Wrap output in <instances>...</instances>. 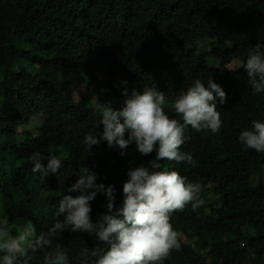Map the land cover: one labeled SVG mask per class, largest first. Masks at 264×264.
Instances as JSON below:
<instances>
[{
  "label": "trees",
  "instance_id": "16d2710c",
  "mask_svg": "<svg viewBox=\"0 0 264 264\" xmlns=\"http://www.w3.org/2000/svg\"><path fill=\"white\" fill-rule=\"evenodd\" d=\"M248 25L249 42L242 37ZM258 42H264V0H0V213L9 218L7 230L15 235L31 222L34 234L46 232L54 205L83 165L99 173L98 183L116 187L119 207L127 170L148 166L155 152L142 156L133 143L120 155L101 141L90 153L84 137L103 131L96 127L98 101L123 106L121 80L129 95L133 88L163 91L165 113L180 119L171 107L175 96L196 78L205 86L213 78L227 94L217 104L220 133L189 126L191 140L181 151L194 163L159 161L162 170L199 182L204 201L196 211L188 204L171 214L180 247L164 264H264V153L238 139L252 120L264 121V94L249 89L242 68ZM212 49L227 50L221 53L240 64L229 66ZM40 117L46 124L38 137L32 122ZM36 151L45 165L49 152L62 159L57 176L36 177L28 159ZM105 204L103 194L91 202L93 222ZM102 247L94 234L66 230L50 249L17 264H44L57 248L69 264H80L86 250Z\"/></svg>",
  "mask_w": 264,
  "mask_h": 264
},
{
  "label": "clouds",
  "instance_id": "9594fccd",
  "mask_svg": "<svg viewBox=\"0 0 264 264\" xmlns=\"http://www.w3.org/2000/svg\"><path fill=\"white\" fill-rule=\"evenodd\" d=\"M242 68L247 73L249 89L255 94H264V42L256 43L248 52ZM119 83L125 86L123 106L114 109L110 102L98 101L94 107L100 116L96 127L103 125V131L88 132L84 144L91 153L94 145L105 141L109 148L124 155L128 146L135 143L142 156L155 152V159L148 166L141 164L127 170L119 207L114 203L116 187L98 183L99 173L83 165L76 173V181L67 188V194L54 205L55 222L46 232L34 234L29 222L12 235L7 230L8 216L0 213V253L3 254L0 264H17L19 258L28 257L30 252L50 249L54 237L66 230L94 234L97 241L103 242L99 251L86 250L80 264H164L170 251L180 247L170 217L188 204L193 211L203 205L201 184L176 170H162L159 161L193 164V155L181 151V146L191 140L186 130L191 126L198 133H220L223 121L217 104L223 105L227 94L213 78L207 80V86L205 81L196 78L172 102L171 107L180 118L176 119L164 111L163 91L133 88L129 95L128 81ZM238 139L245 148L264 153V121L252 120L251 128L242 130ZM28 159L33 165L32 172L38 173L36 177L41 181L51 174L57 176L63 167L62 159L54 152H49L47 165L41 162L40 151ZM98 194L105 197L106 211L93 222L91 202ZM24 264H28L27 259ZM44 264H69L68 254L59 248L49 251L44 256Z\"/></svg>",
  "mask_w": 264,
  "mask_h": 264
},
{
  "label": "rangeland",
  "instance_id": "374dc122",
  "mask_svg": "<svg viewBox=\"0 0 264 264\" xmlns=\"http://www.w3.org/2000/svg\"><path fill=\"white\" fill-rule=\"evenodd\" d=\"M187 8V3L184 4V7L182 9H180V11H183ZM250 25L246 26L244 31L242 32V37L243 39H245V41L249 42V30H250ZM249 44V43H247ZM213 50V49H212ZM227 51V50H226ZM226 51H221V52H226ZM214 53H217L218 55H220V57H222L225 61V59L229 62V66L234 67V65L240 64L238 63V61H235L233 59H231V55L230 54H225V53H221L220 51H215V49L213 50ZM140 91V90H139ZM46 119L40 117L37 119H33L32 125V132L33 134H35L36 136H40L42 134V128H44L45 124H46Z\"/></svg>",
  "mask_w": 264,
  "mask_h": 264
}]
</instances>
